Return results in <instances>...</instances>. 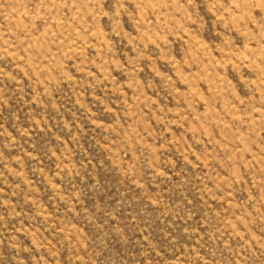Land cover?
<instances>
[{
	"label": "rangeland",
	"instance_id": "obj_1",
	"mask_svg": "<svg viewBox=\"0 0 264 264\" xmlns=\"http://www.w3.org/2000/svg\"><path fill=\"white\" fill-rule=\"evenodd\" d=\"M0 264H264V0H0Z\"/></svg>",
	"mask_w": 264,
	"mask_h": 264
}]
</instances>
